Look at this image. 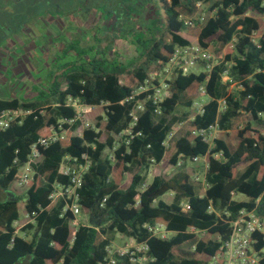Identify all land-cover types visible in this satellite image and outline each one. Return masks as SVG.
<instances>
[{"label":"trees","instance_id":"16d2710c","mask_svg":"<svg viewBox=\"0 0 264 264\" xmlns=\"http://www.w3.org/2000/svg\"><path fill=\"white\" fill-rule=\"evenodd\" d=\"M161 2L164 31L145 43L135 65H95L91 73L80 67L66 76L62 90L59 83H52L45 92L29 99L0 100V113L16 109L30 112L0 131L1 189L18 181V170L38 139L57 135L46 147L38 148L42 159L24 195L0 202V264L21 260L26 264H99L115 234L144 243L150 259L147 264H208L219 246L215 236L221 241L229 237V223L240 210L254 209L264 221V0ZM197 2L211 6L202 22L185 26L179 17L192 18ZM195 40L217 57L224 49L223 62L209 75L199 72L173 77L171 97L159 106V113L147 105L128 144L124 140L117 143L114 136L130 126L132 103L125 99L144 81L153 63L167 61L175 47ZM225 70L229 81L223 84ZM203 86L210 101L202 115L187 120L188 109L201 97L199 89ZM69 99L101 112V116L95 115L93 128L84 130L80 137L73 135L79 123H68L76 116L67 105ZM219 100L224 101L223 111H218ZM177 107L187 111L176 117ZM176 121L184 123L164 149L162 143ZM214 123L221 133L208 151L194 132ZM103 135L106 138L101 141ZM106 150L111 154L104 155ZM216 153L221 156L219 160L212 157ZM82 154L92 162L79 190L81 214L88 216V223L74 229L71 215L62 214V202L52 203L49 195L54 185L67 182L59 174L63 160ZM205 155L208 188L203 191L193 179L201 168L189 161ZM180 156L185 162L181 169L169 178L155 177L138 192L143 171L161 163L175 165ZM186 166L192 169L184 171ZM167 193H172L169 204L160 199ZM236 194L244 200L234 201ZM209 203L214 212H209ZM183 204L187 206L185 212ZM158 222L174 234L161 240L142 228ZM252 240L254 250L264 245L258 234ZM117 264L129 263L126 258H117ZM258 264H264V256Z\"/></svg>","mask_w":264,"mask_h":264},{"label":"built area","instance_id":"2783aa9c","mask_svg":"<svg viewBox=\"0 0 264 264\" xmlns=\"http://www.w3.org/2000/svg\"><path fill=\"white\" fill-rule=\"evenodd\" d=\"M210 6V3L197 2L195 4L196 12L194 16L192 18L180 16L179 21L185 26L192 27L197 22L203 21L205 11L209 9ZM212 13H214V11ZM166 42H170V37L166 39ZM223 57L224 56L221 55L217 57L209 48L200 46L195 40L189 43V45L175 47L174 54L167 61L157 60L153 63L152 70L147 73L144 81L125 99V102L130 101L132 103V109L129 114L130 126L121 135L114 136L115 140H118V142L124 140L125 144H128L129 139L133 137L132 131L138 123V116L146 109L147 105H151L155 108L156 112L159 113V106L171 97L169 84L173 77L187 76L199 72H204L209 75L214 67L223 62ZM227 67L229 68L228 65ZM197 68H201V71L196 72ZM208 79L209 77L207 76L205 82H208ZM227 81H229L228 70H225L221 75V83L225 84ZM199 93L201 97L192 102L188 109L189 116L187 120H193L195 117L202 115L204 113V107L210 101V98L205 95L204 86L199 89ZM67 105L74 109L76 115L75 119L68 123H79L73 135L80 137L84 130L93 128L84 115L90 113L94 107L85 106L76 100L70 99ZM224 109V101L219 100L218 111H223ZM29 113L30 112L21 109L1 112L0 131L6 130L12 123L22 121ZM183 123L184 121H176L170 126L166 138L162 143L164 149L169 147ZM50 131L53 132V128H51ZM220 133L217 123H214L206 129H200L194 132V135L201 138V141L207 146L208 151H210L214 148V142L219 137ZM56 139L57 135L53 133L50 138L38 139L36 143L30 147L27 160L20 167L21 171L18 172V181L15 182L20 190H26L36 174L37 167L42 159L38 148L46 147L48 143ZM212 157L215 160L221 158L218 153L213 154ZM189 163L195 167L201 168L200 172L195 173L193 179L195 182H199L202 190L205 191L208 188L205 182V173L208 169L207 155L194 157ZM91 165L92 162L86 154H82L77 158L66 157L59 167V174L67 178V182L64 185H54L49 195V199L52 203L57 201L62 202V214L69 213L71 215V226L74 229H77L78 226L81 225L79 221V217L81 216L79 190L82 187L83 177L89 171ZM184 165L185 162L180 156L177 163L175 165H169L167 170L171 171L172 176ZM143 176L142 174V178ZM142 186L141 182L138 187L139 193L142 192L140 191ZM169 194L172 196V193ZM135 200L138 205V195ZM186 210L187 206L183 204L182 211L185 212ZM208 210L209 212H214V207L211 203H209ZM142 228L145 229L151 237L161 240H165L174 234L168 231L161 222L151 225L145 224ZM229 228L230 235L226 240L221 241L219 235L215 236L214 240L219 243V246L208 264H258L264 256V245L260 250H254L253 243L255 241L252 240V237L258 234L264 241V221L256 215L254 209L249 211L242 209L237 213L235 219L229 223ZM115 236L123 240L127 239V247H116L113 244V240L110 245L106 247V256L99 264H117V258H126L129 264H147L150 261L147 256L148 247L144 243H137L133 238H126V236L120 234H115Z\"/></svg>","mask_w":264,"mask_h":264},{"label":"flooded vegetation","instance_id":"af4514ba","mask_svg":"<svg viewBox=\"0 0 264 264\" xmlns=\"http://www.w3.org/2000/svg\"><path fill=\"white\" fill-rule=\"evenodd\" d=\"M162 6L161 0H0V92L40 95L52 83L62 90L74 69L122 64L104 50L126 32L147 36L136 40L139 60L145 43L164 31ZM48 38L51 58L43 46ZM31 62L39 70L31 73ZM6 81L20 87L7 88ZM28 83L41 87L30 91Z\"/></svg>","mask_w":264,"mask_h":264},{"label":"rangeland","instance_id":"374dc122","mask_svg":"<svg viewBox=\"0 0 264 264\" xmlns=\"http://www.w3.org/2000/svg\"><path fill=\"white\" fill-rule=\"evenodd\" d=\"M214 1H216V0H214ZM161 19H162V17L160 18V20ZM162 33H163V31L161 30L159 35H161ZM121 36L122 37L120 39L117 38L114 42H111V44H110V46L108 48H105L104 54L109 53L112 58H115V59L119 58V60L122 61L121 65H124L126 67L130 66V65L133 66L139 61L138 60V53L141 50V48L140 49L139 48L136 49V47L138 45V43H136V42L137 41H141V42L145 41L147 36L146 35H132L131 33H128V32L123 33ZM166 39H168V36L165 38V40ZM51 40H52L51 38H48L46 42L45 41L43 42V46L44 47L46 46L45 48L48 49V51H50V52L47 53L48 54L47 58H51L54 55L52 49L55 47V45L53 44L54 40H52L53 42H51ZM223 52H224V49H221V51H220V55L221 56H223ZM35 57H37V54H35ZM47 64H48V62H47ZM36 69L39 70V66L35 65L33 62H31L30 66H29V70L31 71V73L36 72ZM199 71H201V68H197L196 69V72H199ZM43 83L45 84V82H43ZM2 84L5 87L10 88V89L11 88L13 89L14 87H16V88L20 87V85H16L15 86L12 81H6V82H4ZM25 86L29 87L30 91H33V89H35V88L38 90L41 87L39 85L38 86L37 85L34 86L33 84H29V83L26 84ZM233 88H235V84L228 88L227 93L231 92V90H233ZM8 96H11L12 98H17V99L23 100V99H29L30 97L35 96V95H21V94H19V95H8ZM96 111L94 112V110H93L92 111L93 113L92 114H88V116L86 118L87 121H89V123L92 126L96 122L95 115H100L101 116L100 110L96 109ZM181 111H187V109H181V108L177 107L176 108V112L177 113L175 114V116L176 117L179 116L178 113L181 112ZM105 138H106V136L103 135L101 137V141H104ZM116 141L118 142V140H116ZM109 154H110V152L107 151V150L104 153V155H109ZM168 166H169V164L161 163L159 166H150L148 169L143 171L142 172V174L144 175L143 176V181H142V185L143 186H142L140 191L145 190L147 185H149L152 182L154 177H163V178L171 177V171L167 170ZM190 169H192L191 166H186V167L183 168L184 171H189ZM133 170H134V168L131 169V171H133ZM20 171H21V168H19L18 172H20ZM11 185L15 188V191L18 193V195H20V196L23 195V190H20L16 186L15 183H12ZM160 199L164 203L169 204L171 202V200H172V196L168 193V194H165L164 196H162ZM233 200L236 201V202H239V201L244 200V197L239 195V194H236V195L233 196ZM21 213H20V215H21ZM79 221H80L81 224L86 225L88 223V216L81 214V216L79 217ZM113 244L116 247L125 248V247H127L128 242H127V239L123 240V239L118 238L117 236H114ZM187 249H189V248H187ZM26 263H27L26 260H21L17 264H26Z\"/></svg>","mask_w":264,"mask_h":264},{"label":"crops","instance_id":"0c3cea01","mask_svg":"<svg viewBox=\"0 0 264 264\" xmlns=\"http://www.w3.org/2000/svg\"><path fill=\"white\" fill-rule=\"evenodd\" d=\"M10 97L11 96L4 95L3 93L0 92V100L13 99L12 97L11 98ZM23 195H24V191H23ZM16 196H20V195H18V193L15 191V188L12 185H10L7 189L0 188V202L11 201Z\"/></svg>","mask_w":264,"mask_h":264}]
</instances>
